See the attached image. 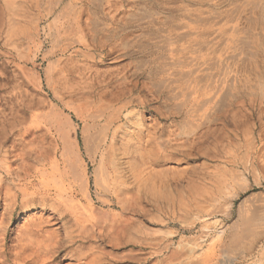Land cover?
<instances>
[{"label": "rangeland", "instance_id": "obj_1", "mask_svg": "<svg viewBox=\"0 0 264 264\" xmlns=\"http://www.w3.org/2000/svg\"><path fill=\"white\" fill-rule=\"evenodd\" d=\"M263 5L264 0H0V182L3 186L0 251L11 256L14 248L21 264L77 262L74 254L69 253L71 245L64 237L61 220L51 208V203L57 202L54 194L60 190L70 192L60 145L63 132L75 135L72 124L77 120L67 103L100 104L114 99L123 102L128 98L136 103L141 97L148 102L147 108L130 110L135 111L134 120L142 117L144 123L149 124L154 117L151 110L155 105H163V100L155 99L156 94L162 89L167 92L162 86L158 90L153 87L156 78L149 69H154V62L164 63L170 59L172 24L181 20L182 23L207 22L209 18L208 21L213 19L211 21L219 25L222 16L218 11L224 17L229 13L234 18L227 26L238 20L237 27L242 33L238 44L228 46L225 51L239 59L231 62L230 73L243 76L253 66L250 55L264 54ZM178 7L183 8L182 11ZM209 10L213 14L217 12V19L213 14L207 17ZM224 21L221 23L225 24ZM212 36L216 34L211 33ZM224 42L226 45L228 39ZM168 73L167 70L163 77L171 86L173 83L168 78L173 76ZM173 93L171 90L168 93L171 107L177 102ZM245 122L254 127L256 141L249 151L245 134L248 132L242 128ZM162 123L169 125L164 118ZM218 123L226 134L234 138L238 135L234 140L226 138L225 153L219 161L196 156L191 160L175 158L157 164L152 172L147 170L142 209L137 208L135 200H126L130 210L123 215L128 225L120 224L114 234L117 239L133 235L137 243H142V249L134 247V243L118 247L103 238L98 241L105 252H109L101 264H264V135H261L264 98L257 93L243 96ZM81 129L82 124L79 135ZM25 157L30 160L39 157L41 161L36 163V169L29 170L28 177L20 164ZM231 161L237 162L238 167L231 165ZM203 162L210 164L211 169L217 163L228 169L235 167L247 180L240 176L241 183L233 186L228 173L218 172L217 177L213 174L209 186L192 190L194 194L185 187L178 188L172 180L166 187L155 184L160 172L177 179L183 170ZM8 166L12 174H7ZM95 167L90 164L87 195L83 185H79L77 198L84 208L93 204L98 212L108 207L103 204L106 192L94 185L92 170ZM103 179L100 176L104 183ZM185 181L183 179V184ZM26 186L39 190L38 203L27 212L23 206L29 204L27 198L33 193H30L32 189L23 190ZM9 187L13 191L8 195ZM43 190L52 195L41 198V194H45ZM41 199H44L42 203ZM58 203L61 204L60 200ZM251 208L259 213H244L256 217L250 230L243 229L241 233L240 211ZM27 228L33 233L32 241L22 242L20 234ZM38 228L43 229V236L37 233ZM244 231L247 234L244 235ZM48 237L60 239V244H52L50 257L34 253V246L38 248L40 243L36 239ZM236 237H240V242ZM45 243L51 242L45 240Z\"/></svg>", "mask_w": 264, "mask_h": 264}, {"label": "bare ground", "instance_id": "obj_2", "mask_svg": "<svg viewBox=\"0 0 264 264\" xmlns=\"http://www.w3.org/2000/svg\"><path fill=\"white\" fill-rule=\"evenodd\" d=\"M213 4L216 5L217 3L213 2ZM211 9L213 11V8ZM208 12L210 13V10ZM216 13H210L207 17L213 14L215 16L213 18L217 19ZM218 14L222 16V19L218 18L219 22L221 23L224 19L225 24L221 23L222 25H220L219 23L218 25L211 21L213 19L208 21L209 18L206 19L207 22L193 21L182 23L181 20L180 22L172 24L171 32L174 33V37H171L172 40L170 38V46H168L170 59L166 62L164 61V63L160 61L155 64L154 62V69H149V73L154 74L153 76L156 78L153 87H156L158 90L162 86L164 90H167V92L163 91V89L159 90V93L156 94L155 99L163 100V105H155L151 110V116H154L151 123L145 124V119L142 117L134 120L135 111L133 113L130 110L133 107L139 110L147 108L148 102L141 97L137 98L136 103L133 98H128L123 102L115 101L114 99L111 101H103L100 104L85 102L80 105L66 104L67 108L77 120L72 124L75 135L71 136L70 133L63 132L64 134L62 133L63 136H61L62 140L60 145L62 149L61 157L65 166V177L69 181L70 192L65 193L64 190H60L57 195L54 194L57 202L53 201L51 208L58 219L61 220L62 226L65 229L64 237L71 245L69 253L74 254V260L77 261L71 264L103 263V260L109 252L106 249V253L102 248V244L99 242L103 238H107L110 244L112 243L118 247L134 243V247L138 246L142 249V243L139 241L137 243L133 235L132 237L128 235L123 239H117L114 234L115 231L116 233L118 232L117 228L120 224L124 223V227L128 225L125 223L127 221L126 216L124 217L123 215V213L125 214L130 210L126 200H135L138 203L137 208L142 209L141 203L144 198L143 180L146 171L151 169L149 172H152L157 164L175 158L191 160L196 156L197 158L203 157L206 160L219 161V157L225 153L224 142L226 138L234 140L238 136L235 135L234 138L230 134H226L223 128L217 126L219 120L223 118V115L229 108L237 105L243 96H253L257 93V95L264 98V66H261L262 63L264 64V54L257 55L254 52V54L250 55L249 60L253 66L247 75L239 76L233 73L231 74V62L233 63V60L239 59L235 54L228 55L225 50L228 46H234L240 39L242 31L241 28L237 27L238 20L234 22L235 26L233 24L227 26V24L233 22L234 18L229 13L225 17L219 11ZM219 15L218 17H220ZM189 17H191L190 14ZM201 29L203 30L201 31ZM211 33L216 34V37L214 36V38L212 36L211 38ZM225 38L228 39L229 43L226 44L227 47L224 42ZM245 41L246 43L248 42L247 40ZM247 54L244 55L247 56ZM167 70L169 72L168 74L173 76L168 79L174 86L165 83L163 76ZM170 90L174 92L173 96H171L174 100H177L172 107L168 94ZM163 118L169 121L167 127L162 123ZM81 124L82 129L79 135L78 129ZM261 125L264 126V123ZM246 126L247 128H245ZM242 128L243 131L248 132V134H245L247 151H249L250 147L256 145L253 131L254 127L252 125L248 126V123L245 122ZM262 133L261 135L263 136L264 127ZM211 147L214 151H212ZM26 158H22L24 160L20 164L23 165L26 171L25 174H27L25 176L28 177L30 174L29 170L32 168L36 169V163H40L41 161L39 157H33L31 159L32 161ZM91 163L96 165L95 169L92 170L94 185L97 189L102 187L107 195L103 204L108 208H101L98 212L93 204H88L87 208H84L77 198L79 185H83L84 188H82L85 194L87 192L86 189L91 179ZM231 165L237 166V162L234 163V161H231ZM8 167L7 174H12V169L10 166ZM212 168L207 162H203L202 165H193L183 170L177 176V179L170 174L160 172L157 174L155 184L158 183L157 185L165 186L172 180V182H176L178 188L182 189V187H185L186 190H190L194 194L195 192L192 190L199 191L202 189L201 187L209 186L213 174L217 177L218 172L228 173L231 178L229 181L232 182L233 186L241 183L239 182L240 176H243L244 181L247 180L244 177L245 174L234 169L235 167L228 169L220 163H217ZM100 176L104 178L103 181L105 184L100 181ZM183 179L186 180L185 184H183ZM31 182L33 183V181ZM33 186L23 188L26 191L32 189L30 193H33L27 198L29 200L27 203L29 204L23 206L26 212L31 211V206L38 203L37 194L39 190ZM2 188L3 186L0 182L1 193ZM12 191L13 188L11 189L10 187L6 190L8 195L12 194ZM43 192L45 194L42 193L41 198L52 195L49 191L43 190ZM59 200L61 204L58 203ZM43 201L44 199L39 200L40 203ZM253 208H255V205ZM253 208L250 211H240L242 213L239 216L242 218L241 228L243 227L240 229L242 230L241 233H243V229L250 230V226L253 225V220L256 217L254 215L257 214L256 212L259 213V211H256L257 209ZM244 213H254V215L250 216ZM36 231L40 236H43L44 231L42 228H38ZM40 231L43 232L40 233ZM32 234L31 230L27 228L21 232L20 241L23 242L27 239L31 242L33 238ZM245 234L247 232L245 233L244 231ZM236 238L238 240L240 239V237ZM45 240H50L51 243H45ZM59 240L52 237L44 240L36 239L40 243L38 248L34 246V253L36 252L43 257L48 255L51 253L49 251L51 250L52 244L54 246L58 242L60 244ZM2 251H0V264H21L19 263L18 252L14 248L11 251V256H7ZM126 257L129 258V255ZM177 257L179 256L177 255ZM140 264L142 263L140 262Z\"/></svg>", "mask_w": 264, "mask_h": 264}]
</instances>
